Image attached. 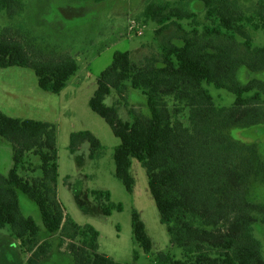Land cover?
I'll return each mask as SVG.
<instances>
[{"label":"trees","instance_id":"obj_1","mask_svg":"<svg viewBox=\"0 0 264 264\" xmlns=\"http://www.w3.org/2000/svg\"><path fill=\"white\" fill-rule=\"evenodd\" d=\"M22 1L0 0V13L15 12ZM187 1L194 0L146 6L144 17L158 25L161 65H140L131 51L115 52L89 105L120 139L114 151L116 174L128 191L134 186L132 159L147 169L150 192L171 238V250L155 255L152 264H264L262 243L253 233L256 214L264 215V206L248 196L249 178L264 170V162L253 144L228 133L264 121V81L252 78L242 84L237 79L241 67L264 71V45H256L251 36V31L264 34V0L251 9L238 0H198L205 6L206 23L186 9ZM172 26L176 33L165 35ZM10 66L33 69L39 87L52 93L61 92L79 70L72 55L40 59L19 39L0 34V67ZM128 85L146 97L147 119L131 108L130 119L122 120L117 107L106 103L113 92L123 96ZM211 86L232 93L234 102L217 105ZM182 108L189 109L187 123L179 117ZM0 135L14 143V165L8 177L0 174V230L20 241L29 254L25 264H40L51 244L39 240L37 222L23 215L19 190L38 205L48 231H63L62 241L69 240L66 247L76 264H116L99 253V231L70 220L58 200L56 125L0 110ZM85 140L91 143L92 156L102 149L90 131H80L71 135V150ZM31 153L40 158L42 171L33 180L19 173ZM93 193L97 200L108 201L102 205L105 215L123 208L110 202L108 191ZM132 228L136 246L152 254L151 238L136 210Z\"/></svg>","mask_w":264,"mask_h":264},{"label":"rangeland","instance_id":"obj_2","mask_svg":"<svg viewBox=\"0 0 264 264\" xmlns=\"http://www.w3.org/2000/svg\"><path fill=\"white\" fill-rule=\"evenodd\" d=\"M175 0H23L13 12L0 13V34L15 37L24 43L37 58H59L72 55L79 70L59 93L44 91L31 68L21 66L0 67V110L15 118L51 122L57 127L58 182L57 197L67 217L78 225H92L99 233V253L106 254L116 264H152L157 254L171 250L167 226L161 222L155 200L149 189L147 169L137 159H132V191H128L116 174L115 148L120 144L106 120L93 111L89 101L104 70L111 66L117 51H131L132 59L140 64L160 61V48L156 29L158 25L143 15L150 2ZM259 0H238L244 9H251ZM186 9L195 12L197 19L206 23V9L201 1L185 2ZM184 26L187 24L184 23ZM176 33L172 26L165 35ZM251 36L256 45H264L262 31ZM178 44L181 41L174 39ZM252 78L264 81V71L253 73L241 67L237 79L244 84ZM217 105H231L235 96L225 89L210 87ZM115 105L122 120H129L134 108L147 119L146 97L128 85L123 96L113 92L105 100ZM170 109L173 106L170 104ZM189 109L182 108L180 118L188 122ZM264 121L258 126L235 127L228 131L234 139L255 146L264 162ZM243 126V125H240ZM90 131L97 137L102 149L92 156V146L83 141L71 150V135ZM41 161L32 153L20 174L33 180L42 175ZM14 165V143L0 135V174L8 177ZM248 196L252 202L264 206V170L249 178ZM95 191H108L110 202L122 204L121 210L112 209L110 215L102 210L106 199L97 200ZM23 215L32 216L39 226V240L51 244L50 254L40 264H76L62 241L63 231L50 232L42 221L38 205L24 192L18 191ZM139 213L151 238L153 253H145L133 240L132 215ZM254 236L262 243L264 256L263 213L256 214ZM139 253L134 258V251ZM18 241L7 229L0 230V264H25Z\"/></svg>","mask_w":264,"mask_h":264},{"label":"crops","instance_id":"obj_3","mask_svg":"<svg viewBox=\"0 0 264 264\" xmlns=\"http://www.w3.org/2000/svg\"><path fill=\"white\" fill-rule=\"evenodd\" d=\"M262 126H264V125H262ZM18 241V240H17ZM42 241V240H41ZM18 243H19V245H20V241H18ZM22 252H23V254L27 257V259H28V257H29V254L28 253H26L25 251H23V249H22ZM44 260V259H43Z\"/></svg>","mask_w":264,"mask_h":264}]
</instances>
